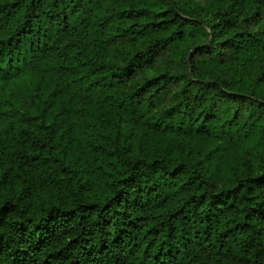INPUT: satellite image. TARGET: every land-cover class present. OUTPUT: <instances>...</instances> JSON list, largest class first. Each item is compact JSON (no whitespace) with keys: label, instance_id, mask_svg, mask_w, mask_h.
Here are the masks:
<instances>
[{"label":"trees","instance_id":"obj_1","mask_svg":"<svg viewBox=\"0 0 264 264\" xmlns=\"http://www.w3.org/2000/svg\"><path fill=\"white\" fill-rule=\"evenodd\" d=\"M0 264H264V0H0Z\"/></svg>","mask_w":264,"mask_h":264},{"label":"rangeland","instance_id":"obj_2","mask_svg":"<svg viewBox=\"0 0 264 264\" xmlns=\"http://www.w3.org/2000/svg\"><path fill=\"white\" fill-rule=\"evenodd\" d=\"M169 56V50L168 49H161L155 54L154 63L156 66L160 64V61L162 58H167ZM155 75V69L151 65H142L137 68L136 74H135V80H146L148 78H151ZM170 86V85H168ZM167 86V87H168ZM172 89L169 91L165 98H166V105L170 104L172 100L174 99V92L176 90V87L174 85L170 86Z\"/></svg>","mask_w":264,"mask_h":264}]
</instances>
